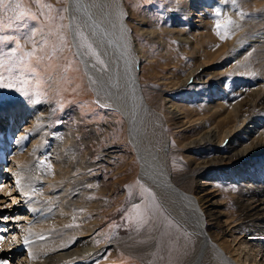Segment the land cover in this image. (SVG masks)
Instances as JSON below:
<instances>
[{"label": "rangeland", "instance_id": "374dc122", "mask_svg": "<svg viewBox=\"0 0 264 264\" xmlns=\"http://www.w3.org/2000/svg\"><path fill=\"white\" fill-rule=\"evenodd\" d=\"M21 3L22 7L29 10L36 18H33V15H26L20 20L13 19L11 21L12 27H5L0 30V35L15 38L0 42V63L4 64V67H0V74L6 80L11 78L15 82L16 88L23 89V91L18 92L15 89L0 88V101H2L0 102V108L13 102H23L26 106L32 108L30 114L23 118L17 127H14V132L10 135L9 143L14 151L19 148V145L16 146L17 143L21 142V139L20 141L15 139V134L18 135V132L24 134V125L27 126V129H31V124L34 121L43 123L45 132L40 136L37 150L35 153L33 152L30 165L27 168L28 174L26 178L32 190L29 202L34 208H40V211L30 218L26 208L23 210L21 209L23 207L14 208L13 195L7 194L6 197H2L5 202H0V217L6 216L9 218L6 223L0 222V229L3 231L7 230L4 234V239L1 241V249L4 250L1 253V257L7 261V264H29L30 246H32L33 237H25L26 234L28 235V231L25 232L24 227L26 224L28 226L31 225L32 222L34 223L36 219L43 216L53 218L61 210L60 201L57 199V197L59 198L58 194H61V187L65 189L66 184H70L66 193H62L66 200L62 210L67 215H73V217L64 225V232H61V235L64 236V234L74 232L77 236H73L66 241V249L56 250L54 248L53 252L46 251L47 256L61 253L64 250L71 251L75 249L78 244L79 231L82 230L83 226V229H85V226L90 223L94 227V231L90 235L81 238L83 240H91L93 244L90 247L99 250L90 254L91 256L86 258L83 264H166L169 259L166 261L167 257L163 258L162 256L167 254L165 253L168 249L166 246L169 247V250H175L174 246L176 243V246L182 244L181 239L177 240L178 238H176L175 241L171 239L172 234L167 231L165 233L169 235L162 234V237L158 238V234H156L151 240L146 239V236H137L136 244L123 240V238H129L131 232H136L139 228L145 227L143 229L145 231L152 230L153 212L157 213L154 222L156 216H158V230L162 231L160 223H163L166 216L169 217V215L161 206L154 190H151L138 176V157L137 153L134 152L130 138L127 136L128 131L124 114L102 103V96L100 97L97 93L99 91L96 82L98 73L95 71L94 66L98 67V64L100 65L101 63L103 67L106 61L104 59L102 61L100 56L96 58L97 56L95 55L94 60H98V64H84L81 55L76 51L74 40L79 41V39L76 37L70 19L67 18V0H39V2L38 0H21ZM107 4L109 8H113L115 0H107ZM120 4L126 11L127 19H125V23L128 27V34L131 38L133 49L140 57L142 54L140 49L150 55H154L153 62L148 61L152 60V58L142 55L139 62L142 73L139 74L140 81L149 100L153 99L149 101L150 107L161 118L158 122L161 123L163 138H165V152L169 153L170 156L173 155V158L172 156V159L170 158L173 172L182 184H190L191 181L188 180V176L191 173L190 169L194 168L195 163H192L189 157L194 158V155L197 154L200 155L199 159H204L203 157H206L207 154H220L231 141L232 145H238L239 148L244 145L247 146L245 142L252 139V134H258L263 129L264 108L261 110V106H256L253 111L254 115L251 113L249 118L246 117L248 119L246 122L249 120L251 122L242 129L238 128V133L233 135V138L235 137L234 140L231 137H227L223 143H219L215 132L214 137L212 136L213 141L208 146H203L202 141L205 138L203 140L198 138L199 140H196L197 144H194L196 142L194 141L181 147L178 142L185 139L193 131H186L185 126L188 124L178 125L179 123L176 124L174 122L181 118V114L179 110L173 111L169 107L170 100L167 97L174 100H184V103L186 97L194 93L195 95L190 104L201 110L205 109L204 107H206L208 100L214 99L213 96L206 95L204 97L200 94L202 88L200 91L195 90L192 93L194 90V86L191 85L193 75L190 76V81L187 83L182 80L185 78L186 67L193 61L190 55L196 57V54L189 51L187 45L193 41L194 37L191 29L196 28L195 24L198 22H186L185 20L188 18L189 13L187 14L186 10L181 7L183 2L175 0H120ZM49 5L50 7H48ZM112 11L116 10L112 9ZM228 11L225 20L230 18V11ZM192 15L190 16L192 17ZM0 16L4 18L7 24L8 17L13 16V13H0ZM232 24L229 25V28ZM150 26L153 27L152 29L159 28V34L165 40L169 51H172L174 57L167 56L169 51L168 49L165 50L163 40L161 42L160 38L155 37L150 32L152 30L148 29ZM176 27H183V30L175 31ZM258 30L256 31L255 29V32L254 29L250 30L252 35H256L249 37L256 38L254 41L251 40L254 44H259V41H261L259 36L264 35L263 32ZM247 33L251 35L250 32ZM81 38H85L84 34H81ZM186 40L187 42H184ZM17 44H19L18 48ZM263 45L264 43L261 44V49ZM257 47L259 48V46ZM13 48H17L16 54L14 57H9L7 54ZM33 51L34 54L29 57L27 53ZM223 57L224 55L214 63L217 65L215 66L216 69H219L221 64L229 60ZM226 57L230 58L227 55ZM174 65H176L175 68L173 67ZM155 66H157L159 73L154 71L153 68ZM171 68H173L172 71L174 72H170ZM166 78L167 81L172 80V78L181 80L178 82L179 87L172 89L174 86L171 83L167 85L162 82V79ZM259 81L252 84L250 88L259 87L264 82V78ZM232 82L233 74L228 71L225 73L224 81L219 83L220 92L230 93L231 89L234 88ZM207 84L209 83L205 82V85ZM236 88L237 85H235L234 89ZM24 93H27V95ZM238 99H240V95L237 94L228 102H234ZM36 126L38 127L39 125L36 124ZM190 127L188 126V128ZM28 133L29 137L25 138L23 143H26V146L30 145L31 138L37 136L36 132L32 133V135L30 130H28ZM258 147L264 148V142H258ZM9 152L10 149L5 151L4 154L8 155ZM57 152L63 156L58 161L56 160L60 155ZM58 163L59 167L62 164L60 168L57 167ZM217 164L218 167L209 169L211 173L208 172L206 176L202 173L199 176H195L194 180L203 189L199 194H205L204 192L211 193L206 194L213 199L221 195L224 203L222 208L218 209L222 214L224 212L222 218L228 215L236 217L238 215L235 213L237 212V207L233 200L235 199L234 195L239 191V181H230L221 176L213 181V184L208 183L215 170L224 169V166H226L225 163ZM58 172L59 174L64 172V181L61 184L53 178L54 174ZM49 174L54 175L52 176L51 184L58 187L56 188L57 190H54L56 194L53 196H56L55 198L43 192V186L46 182L48 183L46 177ZM4 175L3 177L6 178L7 173ZM3 177L2 179L0 178V185L4 182ZM9 179L5 183L9 182L11 184L10 181L13 179ZM263 179L261 183L264 184ZM88 185H92V187L90 188ZM185 186L189 188V185ZM58 189L61 190L59 191ZM149 193L155 197V203L153 204L155 207L153 206L154 208L150 209L148 206L153 202ZM215 194L218 196L213 197ZM88 201L91 203L90 205ZM134 205H139L140 207L137 208ZM157 209L160 211H157ZM16 217L18 221L13 220V218L17 219ZM54 228L60 229L57 225ZM187 233L189 234V231ZM49 236L50 233L45 232L44 235H39V239L45 240ZM25 239L28 240V243H25ZM233 245L234 248L237 247V244L233 243ZM18 246L20 251H18ZM16 247L18 250L13 251ZM138 251L143 253H138ZM173 252L175 254V251ZM176 252L178 253V250ZM239 252V256L243 258V264H261L262 254L256 256L253 262L254 253L250 251L248 242L242 245ZM185 253H187L186 250H184L183 257ZM182 256H180L181 259L183 258ZM75 259H72L75 261L73 262L74 264H79L82 260L79 258ZM239 260L241 259L239 258ZM168 264H180V259L173 258Z\"/></svg>", "mask_w": 264, "mask_h": 264}, {"label": "bare ground", "instance_id": "6f19581e", "mask_svg": "<svg viewBox=\"0 0 264 264\" xmlns=\"http://www.w3.org/2000/svg\"><path fill=\"white\" fill-rule=\"evenodd\" d=\"M175 1L183 2L181 7L186 10L187 14L189 13L186 22H198L195 24L196 28L191 29L194 37L193 41L187 45L189 51L196 54V57L190 55L193 61L186 67L185 78L182 80L187 83L190 81V76L193 75L191 85L194 86V90L192 93L195 90L200 91L202 88L200 94L204 97L206 95L214 97V99L207 101L204 110L190 104L195 95L194 93L189 94L190 96L186 97L184 103V100H174L167 97L170 100L169 107L173 111L179 110L181 114V118L174 122L179 123L178 125L188 124L185 126L186 131H193L178 143L182 147L186 143L196 141L198 138H201V140L205 138L202 141L203 146H208L212 143L215 132L219 143H223L227 137L233 138V135L238 133V128L242 129L244 126H248L251 121L246 122L248 120L246 117L249 118L251 113L254 115L253 111L257 105L261 106V110L264 108V82L257 88H250L252 84L258 83L259 80L264 78V45L262 49L260 48L261 44L264 43V35L259 36L261 39L259 44L252 43L251 40L254 41L256 38H249L256 36L252 35L251 29H254V32L255 29L256 31L259 29L264 34V0H235V3H233V0ZM67 2V18L70 19L76 37L79 39L77 41L74 38L76 51L81 55L85 65L87 63L98 64L99 61L94 60L95 55L96 58L100 56L102 61L103 59L106 61L103 67L101 63L98 64V67L94 66L95 71L98 73L96 82L99 91L97 93L100 97L102 96V103L124 114L128 131L127 136L130 138L134 152L137 153L138 157V176L151 190H154L161 206L169 215V217L166 216L165 221L161 220L162 218L160 219L164 221L160 223L162 231L158 230V216H156L154 222L157 213L153 212V229L150 230L151 232L143 230L145 227L139 228L136 232H131L129 238H123V240H128L134 244L137 241V236H146V239L151 240L156 234L159 238L162 234L169 235L168 233L172 234L170 238L174 241L176 238H178L177 240L181 239L182 244L176 246V243L175 250H169L168 246H166L168 248L167 252L164 249L167 254L162 256L163 258L167 257L166 261L169 259L166 264L170 263L173 258L180 259V264H243V258L239 256V250L243 244L248 242L250 251L254 253L253 262L256 256L262 254L263 259L260 263L264 264V184L261 183L264 178V148L258 147V142H264V125H262L263 129L261 128L262 130L258 134H252L250 141H244L247 146L244 145L239 148L238 145H232L231 141L220 154H207L206 157H203L204 159H199L200 155L197 154L194 155V158L189 157V160L195 163L188 176V180L191 182L190 184H182L177 175L174 174L173 166H171L173 155H171V158L169 153L165 152V138H163L161 123L158 122L161 118L150 107L149 101L153 99L149 100L145 94L139 77L141 73L139 62L142 55L152 58V60H148L151 62L154 60V55L140 49L142 53L140 57L133 49L128 27L125 23V19H127L126 11L122 8L120 0L119 4L118 0H115L113 8H109L107 0H67ZM112 9L116 11H112ZM227 10L230 11V18L233 20L232 26L228 29L231 35L227 39H221L218 33L222 30L216 28V21L218 19L225 20ZM191 14L195 18H192ZM152 28L150 26L148 29ZM182 28L176 27L175 31H182ZM158 29H152L150 32L155 37L160 38L161 42L163 40V46L166 50L168 47ZM247 32H250L251 35ZM81 34H84L85 38H81ZM184 42H187V40ZM222 55H224V59L229 60L221 64L219 69H216L215 66L217 65L214 63ZM226 55L230 58H227ZM167 56L174 57L172 51L167 52ZM256 59L258 60L255 61ZM175 66L173 67L175 68ZM153 69L159 73L157 66ZM172 69L170 72H174ZM228 71L233 74L232 83L234 88L235 85H237V88H232L231 92L226 94L220 92L219 83L224 81L225 73ZM162 80L167 85L171 83L174 86L172 89L178 88V82L181 81L178 78L177 80L173 78L169 81H167V78ZM205 82L209 84L205 85ZM237 94L240 95V99L228 102ZM31 111L32 108L26 106L23 102L8 103L7 106L0 108V178L2 179L5 176L4 174L7 173V177L4 178V182L1 181L0 185V202H5L2 197H6L7 194L13 195L14 208L23 207L22 210L26 208L30 218L36 215L40 208H34L29 202V197H25L22 193L32 194L31 186L26 179L27 168L30 165L33 152L35 153L38 148L40 136L45 132L43 123L34 121L31 124L33 129H27V126L24 125V134L21 131V133L18 132V135L15 134V139H18V141L21 139V142L16 145H19L16 151L10 147L9 138L14 132V127H17ZM36 124L39 126L37 127ZM188 126L191 127L188 128ZM28 130L31 134L36 132L37 136L31 138L30 145L26 146V143H23L25 138L29 137ZM194 144H197V141ZM8 149H10V152L5 155L4 153ZM58 154L60 156L57 157L56 161L63 157L60 153ZM217 163H225L226 166H224V169L215 170L208 183L213 184V181L221 176L230 181H239V191L235 195L232 193L235 197L233 203L237 207L235 213L238 215L236 217L228 215L222 218L224 212L222 214L218 208H222L223 197L220 195L218 198L213 199L208 195L211 193L199 194L203 189L194 180L195 176H199L201 173L206 176L209 169L217 168ZM57 165L59 167V163ZM184 167L186 166L184 165ZM54 175L49 174L46 177L48 183L46 182L43 186V192L52 198L56 197L53 196L56 194L54 190L58 188L51 184L52 176L60 184L64 181V172L60 174L58 172ZM8 178L13 179L10 181L11 184L9 182L5 183ZM242 180L244 181L242 182ZM66 185L65 189L63 187H61V191L58 189L61 192V194H58L59 198L57 197L60 201L61 210L57 209L59 212L53 218L43 216L36 219L31 225L26 224L24 227L25 232L28 231V235L26 234L25 237H33L32 246H30L29 264H74L75 261L72 259L75 258L82 259L79 264H83L86 258L91 256L90 254L99 250L90 247L93 244L91 240L81 238L90 235L94 231V227L89 223L85 226V229L82 225L75 249L46 255V251L50 252L54 248L56 250L66 249V241L73 236H77L74 232L64 234V236L61 235V232H64V225L73 217V215H67L62 210L64 201H66L62 193H66L70 184ZM185 185H189V188ZM64 190L65 192H63ZM149 194L153 202L148 206L150 209L155 207L153 205L155 197L151 193ZM216 194L213 197L218 196ZM67 210L69 211L68 208ZM157 211L160 210L157 209ZM13 220L18 221V218H13ZM55 225L60 229H55ZM165 231L168 233H165ZM45 232H49L50 236L45 240L39 239V235H44ZM233 243L237 244L236 248L233 247ZM184 250L187 253L183 257ZM173 251H175V254ZM138 253L143 252L138 251ZM180 256L183 258L181 259Z\"/></svg>", "mask_w": 264, "mask_h": 264}, {"label": "snow or ice", "instance_id": "6c2138e0", "mask_svg": "<svg viewBox=\"0 0 264 264\" xmlns=\"http://www.w3.org/2000/svg\"><path fill=\"white\" fill-rule=\"evenodd\" d=\"M38 2H39V0H38ZM233 3H235V0H233ZM48 7H50V5ZM7 12H12L13 16L8 17V23L7 24L5 23L4 18L2 16H0V30H3L5 27H9V28L12 27L13 24L11 23V21L13 19L20 20L26 15H33L29 10L22 7L21 0H0V13H7ZM218 14H219V10H218ZM33 18H36V17L33 15ZM231 24H232L231 18H229L228 20H219L218 19L216 21V28L218 30H222L218 33L220 35L221 39L229 38L231 33L228 29H229V25H231ZM10 39H15V38L0 35V42H3L5 40H10ZM45 43H47V41H45ZM18 47H19V44H17V48ZM17 48H13L11 50V52L8 53L7 55L9 57H14L16 54ZM33 54H34V51L27 53V55L29 57H31ZM0 67H4V64L0 63ZM9 71H11V70L9 69ZM0 88L15 89L18 92L23 91V89L16 88V84L11 78L6 80L2 74H0ZM24 94L27 95V93H24ZM0 102H2V101H0ZM88 187L91 188L92 185H88ZM22 194L25 197H30V194L28 192H23ZM134 207L139 208L140 206L134 205ZM7 221H8L7 217H0V222L6 223ZM3 239H4V237L2 235H0V241H2ZM25 243H28L27 239H25ZM0 250H2V249H0ZM0 264H7V261L0 259Z\"/></svg>", "mask_w": 264, "mask_h": 264}]
</instances>
